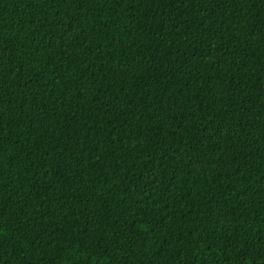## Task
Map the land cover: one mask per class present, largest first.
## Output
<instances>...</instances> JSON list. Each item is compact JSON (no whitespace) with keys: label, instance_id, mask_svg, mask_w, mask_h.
Listing matches in <instances>:
<instances>
[{"label":"trees","instance_id":"trees-1","mask_svg":"<svg viewBox=\"0 0 264 264\" xmlns=\"http://www.w3.org/2000/svg\"><path fill=\"white\" fill-rule=\"evenodd\" d=\"M0 264H264V0H0Z\"/></svg>","mask_w":264,"mask_h":264}]
</instances>
